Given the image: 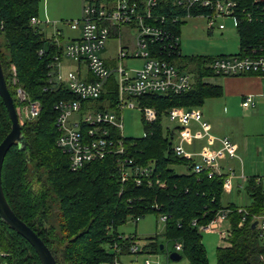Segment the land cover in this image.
<instances>
[{
	"label": "trees",
	"instance_id": "obj_1",
	"mask_svg": "<svg viewBox=\"0 0 264 264\" xmlns=\"http://www.w3.org/2000/svg\"><path fill=\"white\" fill-rule=\"evenodd\" d=\"M234 1L240 15L253 16L251 22L243 20L236 28L240 49L263 44L264 0ZM172 2L162 0L153 15L164 17L162 24H156L179 37L186 21L172 24L169 19L171 15L183 17L186 11ZM38 4L39 0H0V64L25 138L24 150L14 145L7 152L1 183L14 214L43 241L56 264H112L118 256L131 254L129 249L137 237L123 238L117 228L147 215H154L157 220L166 217L163 237L181 245L178 253L189 264H208L198 227L207 226L222 212H226L229 229L222 238L224 245L216 249V264H264V237L252 229L253 217L264 213V181L257 183L256 177L246 180L249 205L222 206L224 176L192 173L193 162L175 154L177 129L163 126L166 110L200 108L206 99L222 95L221 86L205 82L219 77L205 68L211 58L176 59L180 70L195 73L191 91L139 98L142 105L155 109L158 117L151 124L141 118L144 136L125 138L124 149L135 165L153 167L151 186L146 182L137 186L133 180L122 182L113 156L72 171L68 156L56 145L59 132L53 107L58 101L76 98L65 86L51 87L47 82L48 66L61 49L52 38L45 37L40 27L30 24L32 17H39ZM191 13L196 17L206 11ZM40 50L43 55H39ZM13 77L30 100L41 104V113L35 120L21 119V104L15 100L11 85ZM107 90L99 101L110 102L114 109L117 86L113 79ZM10 129L11 122L0 98V143ZM112 134L117 136L113 130ZM178 168L185 171L179 172ZM239 209L244 212L239 213ZM243 218V225L239 226ZM157 237L146 239L140 254H158ZM0 251L7 255L6 264H41L31 245L1 219Z\"/></svg>",
	"mask_w": 264,
	"mask_h": 264
},
{
	"label": "built area",
	"instance_id": "obj_2",
	"mask_svg": "<svg viewBox=\"0 0 264 264\" xmlns=\"http://www.w3.org/2000/svg\"><path fill=\"white\" fill-rule=\"evenodd\" d=\"M162 0H84L81 19L67 22L71 30L78 31L76 39L61 45V32L53 33V43L61 51L53 57L48 66L47 82L51 87L65 86L75 100H61L54 105L56 127L59 136L56 145L68 156L69 168L77 171L85 164L102 160L108 156L117 159V166L122 182L133 180L137 186L146 182L152 185L153 167L135 165L126 156L122 135V114L125 110H136L145 123L151 124L157 120L155 109L146 107L139 101L146 95H178L189 92L195 84V73L180 70L176 59L181 57L180 38L162 24L164 17L153 15ZM176 7L185 9L183 17L171 15L172 24L187 21L191 18L206 19L208 33L216 27L222 31L225 26L217 23L221 19H230L237 28L243 20L251 22L253 16L247 13L240 15L234 0H172ZM193 10H205L206 13L193 17ZM32 26L40 27L38 17L30 20ZM45 24H50L45 21ZM122 28H128L133 36L134 47L122 45ZM118 41L116 60L113 66H108L102 58L107 43L112 34ZM129 39V40H130ZM44 51L40 50L39 55ZM63 60H69L78 65L75 71L63 70ZM127 60H140L142 66L138 69H128ZM81 68L87 77L81 76ZM205 68L219 77H241L256 75L264 77V43L250 44L239 49L235 55L211 58ZM14 74V71H13ZM15 75V74H14ZM91 78V80H88ZM111 79L117 86V102L115 108H110V102L99 101L107 94V85ZM14 98L21 104V119L32 121L41 113L42 107L38 101L30 100L23 88L17 85L15 77L11 80ZM251 96L243 99V108L253 107ZM164 118L177 129V139L174 141L176 156L193 162L191 172L208 176H224L223 192L230 193L233 180L238 178L244 182L242 173L236 175L235 170L228 166L227 161L234 160L236 146L228 137H215L208 133L199 108L183 109L172 107L165 111ZM198 126L194 133L191 124ZM165 128H169L165 126ZM112 130L117 133L115 137ZM204 140L205 145L199 152L189 153L184 149L186 141ZM260 179L257 180V183ZM158 181H156V184ZM239 213L244 209H239ZM246 213V212H245ZM162 223L165 216L160 218ZM243 220L239 226L243 225ZM255 229L260 237H264V213L253 217ZM226 221V212H222L207 226H200L201 231H215ZM253 222V223H254ZM224 233L221 237H224ZM181 245H174V252L181 251ZM131 254H137L139 247L135 244L129 249ZM179 254V253H178ZM6 253L0 251V264H6ZM113 264H118L115 261ZM143 264H151L145 260Z\"/></svg>",
	"mask_w": 264,
	"mask_h": 264
},
{
	"label": "rangeland",
	"instance_id": "obj_3",
	"mask_svg": "<svg viewBox=\"0 0 264 264\" xmlns=\"http://www.w3.org/2000/svg\"><path fill=\"white\" fill-rule=\"evenodd\" d=\"M84 0H39L38 18L41 22L40 29L44 30L47 38H52L53 32L59 30L63 32L65 40L61 45L68 42L67 38L75 36L66 23L81 19L82 6ZM47 21L48 26L45 25ZM217 23H222L225 29L220 31L216 27L208 33L206 19L203 17L191 18L181 27L180 30V52L185 57H208L235 55L239 52V38L235 26L230 19H221ZM128 28H122V45H125V38ZM73 31V32H71ZM62 34V33H61ZM130 38V37H129ZM118 42V41H117ZM113 42L107 44V49L103 56H107L108 48ZM68 70L75 71L76 65L73 62L64 61ZM142 66V61L127 62L128 69H138ZM217 77H211L205 82L215 84ZM204 118L212 127L211 134L217 136H228L237 145V158L231 160L232 168L236 170V175L244 173V178L262 177L264 180V108L257 106L255 110H245L241 106V101L231 99L222 95L218 98L206 99L201 108ZM163 126L174 127V125L163 119ZM122 135L125 138L137 139L144 136V128L141 122V114L136 110H125L122 114ZM242 167V168H241ZM257 168L260 169L257 173ZM179 172H184V168H178ZM244 181L233 180V189L230 193L222 196V206L228 203L243 207L250 203L245 190ZM229 229L228 222L224 221L220 228L215 231H201L202 243L205 246L208 264H216V249L224 245L221 234ZM118 234L123 238L136 236L138 240L135 244L142 249L147 244V240L157 235L159 244L165 249L158 254H122L117 257L118 264H143L148 260L151 264H189L186 258L173 262L169 259V254L174 252V242L166 241L163 237V223L157 220L154 215H147L136 223L128 220L125 224L117 228ZM108 248V247H107ZM106 248V249H107ZM109 249V248H108ZM113 264V263H112Z\"/></svg>",
	"mask_w": 264,
	"mask_h": 264
},
{
	"label": "crops",
	"instance_id": "obj_4",
	"mask_svg": "<svg viewBox=\"0 0 264 264\" xmlns=\"http://www.w3.org/2000/svg\"><path fill=\"white\" fill-rule=\"evenodd\" d=\"M45 25L48 26V24H45ZM42 32L44 33V30H42ZM60 32L62 33L61 34V39L63 41V40H65V37L63 36L62 30ZM71 32H73V31H71ZM73 33L75 34V36H72L71 38H67L68 41L76 39L79 36V32L78 31L73 32ZM44 35H45V33H44ZM130 36H133V33H131L128 30L127 33H126V38H125L126 39L125 40L126 43L125 44H127V46L132 49L134 47V41H133V39L129 38ZM45 37H46V35H45ZM179 38H180V36H179ZM110 41L113 42L112 47L108 48L107 56L104 57L103 54L105 53V51L107 49V46H106L105 50L102 53V58H103L104 62L106 63V65L113 66L114 63H115V60H116L117 50H118V42H117V39H116L114 33L111 35L108 43ZM182 56L183 55L181 54V57ZM64 61H69V60H63V62H62L63 70H68L67 67L64 64ZM130 61H140V60H127V61H125L126 66H127V62H130ZM177 62L178 61H176V63ZM75 65H76V69L75 70H77L78 69V65L77 64H75ZM81 69H82L81 73H80L81 76L86 78L87 75H86L85 69L84 68H81ZM217 78H218L217 82L214 85L221 86L222 95L225 94V96H228L231 99H238V100L241 101V103H242V101H243V99L245 97H247V96H251L252 97L253 102H254L255 105L253 107H250V108H246V109L244 108L245 110H252L253 111V110H255L257 108V106H260V107L264 108V77H260V76H256V75H246V76H241V77H217ZM201 108L202 107H200L199 110L201 111V114H202V117H203L204 121L207 123L208 133L210 135L214 136V134H211L212 127L209 124L208 120L206 118H204V115H203V112H202ZM170 129H175V127H170ZM191 129H192V131L194 133L198 132V126L196 124H194V123L191 124ZM177 137H178V135L176 133V138L175 139H177ZM215 137H219L220 138V137H228V136H217V135H215ZM228 138L230 139V137H228ZM231 142H232V140H231ZM204 145H205V141L204 140L186 141L184 143V149L187 152H189V153L199 152V150H201V148H203ZM234 145L236 146V152H237L239 149H238L236 144H234ZM230 162H231V160L227 161L226 164H228V166H231ZM259 170L260 169L257 168V173H260ZM235 172H236V170H235ZM241 173H242V169H241ZM243 175H244V173H243ZM236 179H238V178H236ZM256 179L257 180L258 179L263 180L262 177H256Z\"/></svg>",
	"mask_w": 264,
	"mask_h": 264
},
{
	"label": "water",
	"instance_id": "obj_5",
	"mask_svg": "<svg viewBox=\"0 0 264 264\" xmlns=\"http://www.w3.org/2000/svg\"><path fill=\"white\" fill-rule=\"evenodd\" d=\"M0 98L6 108L9 120L11 122L10 132L0 143V219L7 224L12 230L24 238L34 249L41 264H56V261L50 250L43 241L17 216L14 214L9 204L6 201L2 183L1 172L5 156L9 149L17 145L19 150H24L25 138L22 135L20 122L16 113L13 99L8 91L4 75L0 64ZM256 226V222L252 224V229ZM160 251L163 250V245L160 244ZM182 256L176 252L169 254V259L173 262L181 260Z\"/></svg>",
	"mask_w": 264,
	"mask_h": 264
}]
</instances>
